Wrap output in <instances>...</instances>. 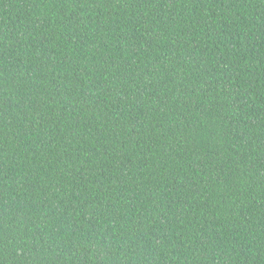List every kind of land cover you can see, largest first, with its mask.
<instances>
[{
  "label": "trees",
  "instance_id": "obj_1",
  "mask_svg": "<svg viewBox=\"0 0 264 264\" xmlns=\"http://www.w3.org/2000/svg\"><path fill=\"white\" fill-rule=\"evenodd\" d=\"M0 264H264V0H0Z\"/></svg>",
  "mask_w": 264,
  "mask_h": 264
}]
</instances>
